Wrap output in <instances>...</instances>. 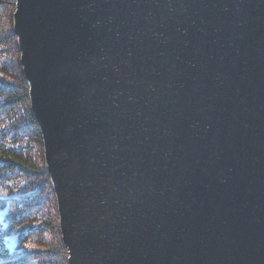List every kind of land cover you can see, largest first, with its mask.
<instances>
[{
    "label": "water",
    "instance_id": "95a60500",
    "mask_svg": "<svg viewBox=\"0 0 264 264\" xmlns=\"http://www.w3.org/2000/svg\"><path fill=\"white\" fill-rule=\"evenodd\" d=\"M67 264H264V0H14Z\"/></svg>",
    "mask_w": 264,
    "mask_h": 264
},
{
    "label": "trees",
    "instance_id": "16d2710c",
    "mask_svg": "<svg viewBox=\"0 0 264 264\" xmlns=\"http://www.w3.org/2000/svg\"><path fill=\"white\" fill-rule=\"evenodd\" d=\"M8 34L0 35V264H67L43 146L10 24L12 0H0ZM15 236L10 253L4 238Z\"/></svg>",
    "mask_w": 264,
    "mask_h": 264
},
{
    "label": "rangeland",
    "instance_id": "374dc122",
    "mask_svg": "<svg viewBox=\"0 0 264 264\" xmlns=\"http://www.w3.org/2000/svg\"><path fill=\"white\" fill-rule=\"evenodd\" d=\"M13 4H14V0H12ZM4 10V6H1L0 7V35L2 33L4 34H8V32H10L7 28L8 26V23H6V25L3 24V17L6 16V13L3 11ZM14 10H15V6H13V12L11 14V24H10V29H11V32H12V16H13V13H14ZM13 35V33H12ZM15 38V37H14ZM16 40V38H15ZM17 45V43H16ZM45 166V164H44ZM51 186V185H50ZM54 200H55V197H54ZM6 214V211H1L0 212V223L2 225H4V222H3V219H4V216ZM58 216V215H57ZM60 239H61V236H60ZM4 242H5V247L6 249L10 252V253H14L16 251V245H17V240H16V237L15 236H7L4 238ZM65 249V248H64ZM64 256L66 257L67 259V251L65 249V252H64Z\"/></svg>",
    "mask_w": 264,
    "mask_h": 264
}]
</instances>
